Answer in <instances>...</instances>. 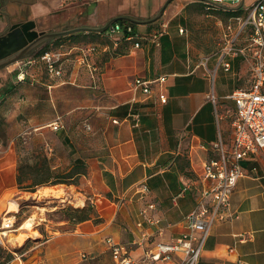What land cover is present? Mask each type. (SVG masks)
<instances>
[{"label": "crops", "instance_id": "1", "mask_svg": "<svg viewBox=\"0 0 264 264\" xmlns=\"http://www.w3.org/2000/svg\"><path fill=\"white\" fill-rule=\"evenodd\" d=\"M165 2L0 0V28L3 32L8 21H34L39 31L56 32L99 28L117 17L145 21ZM134 30L142 38L138 48L121 35H115L120 40L113 39L109 30L74 34L68 42H80L72 44L70 51L81 48V40L91 38L97 40L98 49L93 54L87 51L88 46L80 49L85 58L78 61L83 66H76L69 81L40 83L53 99L59 90L72 89L70 86L97 90L101 102L113 105L110 120H117L106 130L110 138L107 153L103 151L102 156L87 162V190L93 195L90 202L98 221L76 223L69 232L53 236L45 246L43 264H116L107 239L124 245L132 263L175 264L179 254L166 263L144 258L157 244L174 242L188 233L184 217L201 201V172L204 164L217 155L214 143L221 139L225 151L231 152L235 105L230 95L250 87L249 63L241 56L223 57V53L194 60L177 36L167 33L153 43L155 22L135 24ZM221 59L230 64L229 70L219 64ZM27 62L30 59L19 64ZM161 76L166 78L161 86L166 103L156 97L130 103L135 79ZM137 96L143 97L140 93ZM131 111L140 113L138 125L128 116ZM0 151L3 172L12 164V148L0 146ZM240 166L244 176L238 179L231 196L236 216L212 225L199 264H264V148L241 160ZM13 182L16 184V180ZM4 194L0 193V209ZM150 204L153 209L148 208ZM76 206L82 208L85 203ZM86 255L87 259H82Z\"/></svg>", "mask_w": 264, "mask_h": 264}, {"label": "rangeland", "instance_id": "2", "mask_svg": "<svg viewBox=\"0 0 264 264\" xmlns=\"http://www.w3.org/2000/svg\"><path fill=\"white\" fill-rule=\"evenodd\" d=\"M254 1L243 0L240 11L231 16L229 13L234 10L228 8L237 7H211L207 10L200 0H172L155 22L156 29L159 31L160 26L167 23L166 33L176 35L194 60L206 56L216 57L230 47L240 21L247 16L246 8ZM179 26L184 30L182 34L178 32ZM113 39L120 40L115 36ZM76 42L80 41L68 42L65 37L51 40L24 58L31 62L19 64L22 59L0 70V146L4 149L12 148V164L0 172V193H5L0 222L8 208L13 212L7 215H15L12 229L2 231L8 232V237H1L0 264H43L48 241L53 236L69 232L75 226L72 218L74 211L83 208L76 205L84 201L85 206H92L90 201L93 195L87 190L85 179L88 174L87 162L102 156L103 151L107 153L110 138L106 130L110 123L113 124L109 118L113 105L101 102L97 90L89 92L70 86L72 89L59 90L53 99L49 90L40 85L69 81L76 66H83L78 61L83 57L80 49L88 46L93 49L91 54L98 49L97 40L91 38L81 40V48L70 51L69 47ZM46 44L47 52L58 55L57 67L61 70L59 77L50 76L44 61L37 56ZM237 45H246L244 34ZM20 72L25 74L23 82L17 80ZM75 83L79 84L80 81ZM10 85L12 91L7 92ZM57 117H60L59 122H62L63 128L55 132L51 123ZM2 155L0 151V157ZM44 157L54 174H66L72 178L63 180L65 184L54 185L50 190H41V186L36 187L34 192L18 189L13 182L16 180L17 167L25 162L34 165ZM52 195H59V198ZM108 198L117 202V199ZM118 217H121L120 213ZM28 219L32 220V226L19 230ZM82 259H87V255Z\"/></svg>", "mask_w": 264, "mask_h": 264}, {"label": "built area", "instance_id": "3", "mask_svg": "<svg viewBox=\"0 0 264 264\" xmlns=\"http://www.w3.org/2000/svg\"><path fill=\"white\" fill-rule=\"evenodd\" d=\"M209 10L211 7H238L243 0H200ZM229 4V6H227ZM247 16L240 21L239 29L232 44L223 52L225 56H241L249 63L251 84L246 90L239 89L230 95L234 102L235 111L232 117L233 142L230 153L224 149L222 140L214 143L217 152L215 158L208 160L201 172V180L204 187L201 191V201L197 207L184 217L188 233L180 239L171 243L157 244L152 251L146 253L144 261L170 262L174 254H179V260L175 264H199L200 256L205 242L209 236L210 229L217 222L230 221L235 218L232 211L231 196L239 178L244 176L240 161L259 149L264 148V0H255L248 8ZM167 23L160 26L152 37L153 43L166 33ZM183 33V29H179ZM245 36V46L237 45L241 35ZM110 35H121L127 41H133L134 47L140 46L142 38L129 25L115 23L112 25ZM92 48L87 51L92 52ZM50 76L59 77L61 70L57 67L58 55L45 52L41 57ZM85 58V55L82 57ZM219 64L227 71L230 68L228 62L223 59ZM24 72L17 76L18 81H23ZM165 76L152 80L135 79L131 89L134 93L130 103H143L146 99L156 97L160 103H166V96L163 95L162 84L165 83ZM137 93L143 97L138 98ZM128 116L133 119L134 125L140 121V113L131 111ZM117 120H113L116 123ZM53 131H59L61 124L56 120L51 124ZM153 209L154 205H148ZM15 215H3L0 222V232L12 229ZM148 222H152L151 219ZM2 243V242H1ZM112 259L116 264H141L132 263L127 255L126 248L122 244L114 243L107 239Z\"/></svg>", "mask_w": 264, "mask_h": 264}, {"label": "water", "instance_id": "4", "mask_svg": "<svg viewBox=\"0 0 264 264\" xmlns=\"http://www.w3.org/2000/svg\"><path fill=\"white\" fill-rule=\"evenodd\" d=\"M172 0H166L163 6L160 8L158 13L151 19L145 21H138L127 17H117L107 23L103 27L91 28V27H78L66 31H56V32H44L37 29V25L34 21L20 22L11 24L7 22V28L0 34V70L18 62L24 58H27L29 53L35 50L40 45L55 40L58 38L68 37L70 35L78 33H102L107 30L111 31L112 25L122 21L127 20L135 24H149L156 22L163 14L166 6ZM243 5H240L233 9L228 10H238ZM219 7L226 8L224 6L218 5Z\"/></svg>", "mask_w": 264, "mask_h": 264}, {"label": "trees", "instance_id": "5", "mask_svg": "<svg viewBox=\"0 0 264 264\" xmlns=\"http://www.w3.org/2000/svg\"><path fill=\"white\" fill-rule=\"evenodd\" d=\"M239 11L240 9L234 10L229 14H231V16H235ZM117 23L125 26L129 25L133 29L135 27V24L133 23H125L123 21H119ZM72 37H74V35H70L69 37H65V38L71 39ZM60 39L61 38L55 40H60ZM121 39H124L123 36H121ZM47 44L42 50L38 51L37 56L41 57L45 52H47L46 51ZM6 90L7 92L12 91V86L10 85ZM16 171H17L16 173L17 188L28 192H34L35 188L39 186L42 187L47 185L54 186L57 184H65L63 180L72 178L71 176H67L66 174L64 176L54 174L50 165L47 163L45 157L41 160V162L35 163L34 165H30L27 162L21 163L17 167ZM72 218H74L75 223H80L87 220H93L95 222L98 221L93 211V207L88 204L84 206L82 209H76L74 211V215Z\"/></svg>", "mask_w": 264, "mask_h": 264}, {"label": "bare ground", "instance_id": "6", "mask_svg": "<svg viewBox=\"0 0 264 264\" xmlns=\"http://www.w3.org/2000/svg\"><path fill=\"white\" fill-rule=\"evenodd\" d=\"M13 210L11 208H8L7 209V214L9 213H12ZM31 219H28L26 220L19 228V230H26V229H29L31 226H32V223H31ZM8 235V232H0V241H1V237H6ZM8 237V236H7ZM3 241V240H2ZM1 241V242H2Z\"/></svg>", "mask_w": 264, "mask_h": 264}]
</instances>
